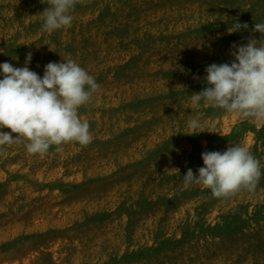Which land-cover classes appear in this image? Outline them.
<instances>
[{
    "label": "rangeland",
    "instance_id": "rangeland-1",
    "mask_svg": "<svg viewBox=\"0 0 264 264\" xmlns=\"http://www.w3.org/2000/svg\"><path fill=\"white\" fill-rule=\"evenodd\" d=\"M47 7L0 0V63L23 67L31 52L43 77L49 62H77L100 85L78 109L92 140L0 147V264H264V175L227 198L183 186L202 152L229 144L264 173V124L190 103L208 65L260 39L264 0H76L51 33ZM235 21L249 28L229 34ZM194 118L206 131L184 134Z\"/></svg>",
    "mask_w": 264,
    "mask_h": 264
},
{
    "label": "clouds",
    "instance_id": "clouds-1",
    "mask_svg": "<svg viewBox=\"0 0 264 264\" xmlns=\"http://www.w3.org/2000/svg\"><path fill=\"white\" fill-rule=\"evenodd\" d=\"M40 2L48 5L41 13L44 31L70 26L73 17L69 13L76 0ZM248 28L247 23L235 21L227 32ZM251 31L260 33V39L253 35L245 44L233 43L230 64L212 63L205 68L206 87L190 95L194 108L199 109L203 102L264 124V23H255ZM31 60L29 52L23 67L0 63V129L11 130L0 131V147L26 141L28 153L44 154L52 145L78 142L87 146L92 140L89 123L79 118L78 109L90 101L100 85L74 60L47 63L43 77L30 69ZM187 127V135L206 131L198 118L190 120ZM201 158L204 166L197 169L198 175L189 168L183 175V186L201 185L215 198H227L241 190L254 192L264 175L247 146L229 144L223 152L205 150Z\"/></svg>",
    "mask_w": 264,
    "mask_h": 264
}]
</instances>
